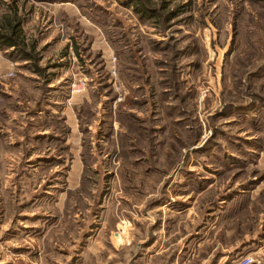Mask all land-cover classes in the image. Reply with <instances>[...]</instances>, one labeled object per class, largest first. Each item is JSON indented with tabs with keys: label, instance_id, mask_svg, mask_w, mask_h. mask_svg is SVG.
Segmentation results:
<instances>
[{
	"label": "rangeland",
	"instance_id": "374dc122",
	"mask_svg": "<svg viewBox=\"0 0 264 264\" xmlns=\"http://www.w3.org/2000/svg\"><path fill=\"white\" fill-rule=\"evenodd\" d=\"M0 35V264H264V0H0Z\"/></svg>",
	"mask_w": 264,
	"mask_h": 264
},
{
	"label": "trees",
	"instance_id": "16d2710c",
	"mask_svg": "<svg viewBox=\"0 0 264 264\" xmlns=\"http://www.w3.org/2000/svg\"><path fill=\"white\" fill-rule=\"evenodd\" d=\"M17 46H19V44L17 43V41L14 38L8 37V36H4V35H0V48H6V49H11V48H18ZM21 58L23 60H29L31 59L29 53L25 52V51H21Z\"/></svg>",
	"mask_w": 264,
	"mask_h": 264
},
{
	"label": "built area",
	"instance_id": "2783aa9c",
	"mask_svg": "<svg viewBox=\"0 0 264 264\" xmlns=\"http://www.w3.org/2000/svg\"><path fill=\"white\" fill-rule=\"evenodd\" d=\"M7 76L11 77L12 73H9ZM250 263H251V259L244 258V259L239 260L237 264H250Z\"/></svg>",
	"mask_w": 264,
	"mask_h": 264
}]
</instances>
